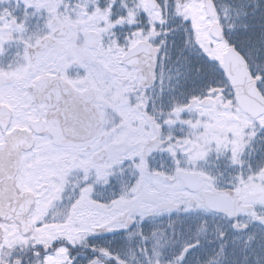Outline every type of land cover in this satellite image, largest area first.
Returning a JSON list of instances; mask_svg holds the SVG:
<instances>
[{
    "label": "snow or ice",
    "instance_id": "6c2138e0",
    "mask_svg": "<svg viewBox=\"0 0 264 264\" xmlns=\"http://www.w3.org/2000/svg\"><path fill=\"white\" fill-rule=\"evenodd\" d=\"M0 264H264V0H0Z\"/></svg>",
    "mask_w": 264,
    "mask_h": 264
}]
</instances>
